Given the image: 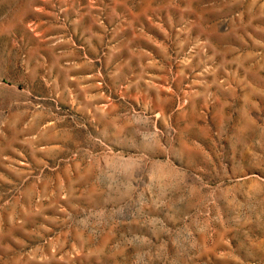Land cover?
Instances as JSON below:
<instances>
[{
  "label": "rangeland",
  "instance_id": "rangeland-1",
  "mask_svg": "<svg viewBox=\"0 0 264 264\" xmlns=\"http://www.w3.org/2000/svg\"><path fill=\"white\" fill-rule=\"evenodd\" d=\"M0 264H264V0H0Z\"/></svg>",
  "mask_w": 264,
  "mask_h": 264
}]
</instances>
